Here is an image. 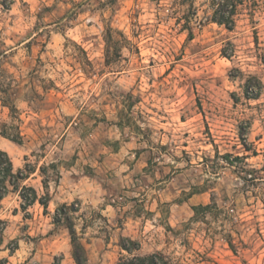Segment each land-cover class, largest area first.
<instances>
[{"label": "rangeland", "instance_id": "obj_1", "mask_svg": "<svg viewBox=\"0 0 264 264\" xmlns=\"http://www.w3.org/2000/svg\"><path fill=\"white\" fill-rule=\"evenodd\" d=\"M211 4L0 0V129L23 137L1 147L50 199L0 202V264H76L53 221L72 204L88 264L131 257L122 240L169 264H264V0L232 31Z\"/></svg>", "mask_w": 264, "mask_h": 264}, {"label": "trees", "instance_id": "obj_2", "mask_svg": "<svg viewBox=\"0 0 264 264\" xmlns=\"http://www.w3.org/2000/svg\"><path fill=\"white\" fill-rule=\"evenodd\" d=\"M244 0H212L211 14L209 20L219 26H224L227 30L232 31L235 27V16L237 15L238 7L243 5ZM262 84L255 78H250L245 82L244 95L247 99H258L261 95ZM12 113L16 112L15 106H10ZM0 136L9 140L16 145L23 144V137L17 126L2 125L0 129ZM51 168L55 169V165L51 164ZM45 168H41V172L44 173ZM33 170L26 165L25 169L15 170L13 162L9 154L2 150L0 147V201H2L11 191L18 192L22 200L21 209L26 211L29 207L36 203H39L44 212H47L49 195L39 197L36 190L32 187L20 186L25 180H27ZM47 181H43V186L47 189ZM202 208V207H201ZM206 208V207H205ZM197 208H194L196 210ZM74 205H62L56 209L53 221L55 225H64L69 231L72 245V256L76 264H88L85 249L80 243V239L77 236L72 213H76ZM127 240H122L120 247L126 251L131 257H123L119 259L116 264H169L168 260L159 253H153L145 256H132L133 250H137V247L131 240L128 243L134 245V248L127 245Z\"/></svg>", "mask_w": 264, "mask_h": 264}, {"label": "crops", "instance_id": "obj_3", "mask_svg": "<svg viewBox=\"0 0 264 264\" xmlns=\"http://www.w3.org/2000/svg\"><path fill=\"white\" fill-rule=\"evenodd\" d=\"M2 140H7V139L2 138ZM2 144H3L2 141H0V147L2 146ZM1 149H2V147H1ZM2 150H3V149H2ZM4 151H6V150H4ZM6 152H7V151H6ZM14 169H15V168H14ZM25 181H26V180H25ZM39 197H40V196H39ZM3 200H4V199H3ZM3 200H2V201H3ZM2 201H0V202H2Z\"/></svg>", "mask_w": 264, "mask_h": 264}]
</instances>
